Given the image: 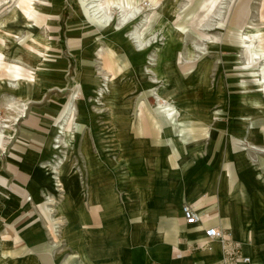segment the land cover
Here are the masks:
<instances>
[{
    "label": "rangeland",
    "instance_id": "obj_1",
    "mask_svg": "<svg viewBox=\"0 0 264 264\" xmlns=\"http://www.w3.org/2000/svg\"><path fill=\"white\" fill-rule=\"evenodd\" d=\"M75 92L44 162L60 163L65 191L37 195L63 264H87L70 240L81 221L110 223L116 264H139L195 183L227 186L230 205L242 185L264 195V0H0V137Z\"/></svg>",
    "mask_w": 264,
    "mask_h": 264
},
{
    "label": "crops",
    "instance_id": "obj_2",
    "mask_svg": "<svg viewBox=\"0 0 264 264\" xmlns=\"http://www.w3.org/2000/svg\"><path fill=\"white\" fill-rule=\"evenodd\" d=\"M82 75L79 66L75 79L82 83ZM27 102H22L20 109ZM67 108L68 104L60 98L42 106H33L29 114L7 129V138L0 137V264H63L53 254V246L46 241V228L38 225L44 215L40 212L37 195L41 185L60 191L48 168L50 163L44 162L51 154V146L58 148L51 142L58 135L56 124L68 111ZM142 126L145 127L144 131ZM137 133L147 134L145 124L139 125ZM253 148L264 151L259 146ZM255 186L242 185L239 190L243 194L235 200L236 205H230L227 186H223L216 196L214 192L208 193V186L204 183H195L183 194L177 218L170 223L166 236L151 244L147 258L137 262L224 264V260L233 256L237 248L242 255L250 257V262L238 260L234 264H264V210L260 205L264 203V195L250 194ZM263 187L257 185L258 192ZM184 203L197 209L201 215L200 222H186L182 212ZM82 222L80 228L78 224L70 225V240L81 242L83 246L85 244L81 253L86 263L116 264L115 240L112 236L114 228L110 223L97 229L96 233L92 228V232L84 229ZM210 226L220 228L226 235V241L209 239L205 229ZM128 258V264H131L132 259ZM81 264H84V260Z\"/></svg>",
    "mask_w": 264,
    "mask_h": 264
},
{
    "label": "bare ground",
    "instance_id": "obj_3",
    "mask_svg": "<svg viewBox=\"0 0 264 264\" xmlns=\"http://www.w3.org/2000/svg\"><path fill=\"white\" fill-rule=\"evenodd\" d=\"M136 9H134L133 11H130V14H133L135 13ZM108 15V14H107ZM101 18H104L105 22H108L110 19H109V16H105V15H102ZM83 76V75H82ZM24 76H19V80H28L29 83H33L35 82L36 79H28ZM30 80V81H29ZM74 101H72L71 104L68 105V111L65 113V115L63 116L62 118V121L59 123L58 125V131H57V134H66L67 133V125H68V122L70 119H74L75 118V113H74V110L76 109V103H75V99L77 98V95H76V92L74 95ZM18 105L16 104L17 102L14 101L12 104V106H16L17 109H20L21 108V104L22 102H27L29 101V99H24L20 96H18ZM25 104V103H24ZM23 104V105H24ZM3 127H8V124H4ZM58 135H56L57 137ZM60 141V139H59ZM59 146V145H58ZM59 160V159H58ZM57 160V161H58ZM48 168L50 169L52 175H53V178L56 180H61V176H63V173H62V166L60 165V163H56L54 161V163H50L48 164ZM57 186H62L63 185V182H59L58 184H56Z\"/></svg>",
    "mask_w": 264,
    "mask_h": 264
},
{
    "label": "built area",
    "instance_id": "obj_4",
    "mask_svg": "<svg viewBox=\"0 0 264 264\" xmlns=\"http://www.w3.org/2000/svg\"><path fill=\"white\" fill-rule=\"evenodd\" d=\"M182 212H183V216H184L186 222L189 224H196V223L201 221L200 213L197 211V209L195 207H193L189 203L183 204ZM205 232H206V236L209 239L220 238L223 242L226 241L225 233L218 227L210 226V227L205 229ZM234 250H235L234 255L230 256L229 258H226L224 260V264H234L235 261H238V260H242L244 262H250L249 256L242 255L240 253L239 249H237V248H235Z\"/></svg>",
    "mask_w": 264,
    "mask_h": 264
}]
</instances>
